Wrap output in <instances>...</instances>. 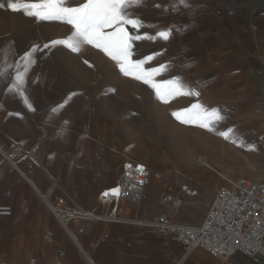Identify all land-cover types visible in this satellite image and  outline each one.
I'll list each match as a JSON object with an SVG mask.
<instances>
[{
	"label": "rangeland",
	"instance_id": "374dc122",
	"mask_svg": "<svg viewBox=\"0 0 264 264\" xmlns=\"http://www.w3.org/2000/svg\"><path fill=\"white\" fill-rule=\"evenodd\" d=\"M230 1L207 2L218 6ZM8 2L0 0L5 5L0 8V50H7L6 53L0 52V60L7 55L9 62L15 64L33 45L42 48L50 41L67 38L73 31L71 25L55 20L35 23L22 11L9 9ZM84 2L86 0H67L66 6L75 7ZM183 8H173L170 0H142L140 6L130 10L136 12L145 25L163 29L165 26L179 27L176 19ZM125 28L133 38L136 35L142 37L129 41L131 60L154 56L143 65L146 71L171 64L170 70L154 77L156 83L163 84L177 75L191 82L193 87L203 81L199 96L177 94L169 96L165 103L150 84L132 75H124L116 60L87 43L81 45L79 52L56 45L35 53L36 63L28 71L23 85L31 109L21 95L8 91L14 69L9 70V78L0 79V143L4 146V153L11 151L14 161L26 166L32 163L27 154L30 148L40 143L41 156L38 158L49 162L51 174L47 178L41 171L46 194L55 202L64 201L62 211L83 215L69 224L75 225L76 236L85 244L93 260L91 250L94 248L91 246L96 237L87 233L88 228L104 231L107 227L125 228L136 224L132 222V211L125 215L127 221L99 219L106 217L110 208L96 203L101 189L95 191L94 188L109 180L107 159L112 156L110 146L116 141L121 142L124 149L131 144L146 149L153 161L149 163L150 173L161 162L163 178L157 197L146 210L141 204L139 220L151 221L155 215L167 214L173 220L189 225L188 215L200 216L197 225L216 190L225 184L220 172L227 176L229 173L227 178L231 181L264 179V154L260 143L264 131V95L261 90L264 65L256 60L254 65L247 64L240 70L235 65L230 72L197 75L186 66L181 56L182 29L173 31L165 41L156 38V27L134 30L131 25H125ZM113 30L105 29L106 32ZM145 35L152 39L143 38ZM194 104H201L209 112L219 108L225 119L213 121L208 128L200 126L202 121L195 115L190 122H182L186 111ZM53 108L57 111L53 112ZM165 109L178 113L181 119L174 115L171 123L175 126H169V121L168 126L160 130L156 124L167 119L168 115L163 113ZM127 111L134 113L126 118ZM192 111L194 114L201 112L199 109ZM170 127L173 131L176 128L183 130L186 138L192 141L183 142L175 135L167 138L172 132ZM80 137L87 140L86 151L80 147ZM4 153L0 152V204L7 202L12 207V216L0 218V264H87L39 196L8 164ZM117 155L120 163L133 158L123 152ZM198 157H206L217 164L218 172L199 166L195 161ZM254 168L258 170L256 175ZM198 184L203 187L199 189ZM164 185L172 186L175 194L185 186L197 195L184 196L182 207L172 211L160 201ZM204 189L212 193L208 201L203 200ZM96 206L99 209L90 214ZM126 206L132 210L130 205ZM48 232L52 234L49 241L44 238ZM60 233L62 238L58 236ZM61 239L63 243L56 245ZM42 247L47 251L44 252Z\"/></svg>",
	"mask_w": 264,
	"mask_h": 264
},
{
	"label": "crops",
	"instance_id": "0c3cea01",
	"mask_svg": "<svg viewBox=\"0 0 264 264\" xmlns=\"http://www.w3.org/2000/svg\"><path fill=\"white\" fill-rule=\"evenodd\" d=\"M207 1H187L190 7L183 8L177 15V25L183 31L181 56L187 65L191 64L189 69L197 75L207 76L230 72L235 65L239 70L247 64L254 65L264 56V0H243L246 5L242 0H231L218 6ZM263 83L264 80L261 85ZM108 183L101 182L94 190L103 189ZM192 186L196 185L192 183ZM197 187L203 186L198 184ZM202 191L203 200H210L212 193L206 189ZM187 220L189 225H196L200 216L188 215ZM136 224L125 228L107 227L104 231L88 228L87 233L96 237L90 245L94 248L91 250L94 263L264 264L261 256L245 258L235 254L222 262L201 250L185 255L180 246L170 243L149 227Z\"/></svg>",
	"mask_w": 264,
	"mask_h": 264
},
{
	"label": "built area",
	"instance_id": "2783aa9c",
	"mask_svg": "<svg viewBox=\"0 0 264 264\" xmlns=\"http://www.w3.org/2000/svg\"><path fill=\"white\" fill-rule=\"evenodd\" d=\"M32 18L35 23L41 22ZM259 61L264 64V56L259 57ZM261 90L264 95V83ZM260 143L264 154V131ZM40 149V143H35L28 156H35ZM198 165L206 167L202 163ZM149 177L150 171L145 164L123 163L119 179L98 193V201L102 206H113L106 219L124 221V215L116 212L117 204L124 202L131 206L135 223L149 227L170 243L180 246L185 255L201 250L222 262L235 254L245 258H264V179L251 181L239 178L220 186L208 204L202 221L197 225H187L173 220L167 214L158 215L151 221L137 219L140 206L145 201ZM178 193H174L172 186L164 185L160 201L170 210L178 211L182 207L183 197L193 192L182 186ZM89 213L93 214L94 211L90 210ZM11 216L12 207L0 204V218ZM82 216L70 211L58 213V219L63 225ZM44 238L49 241L52 234L48 232Z\"/></svg>",
	"mask_w": 264,
	"mask_h": 264
},
{
	"label": "snow or ice",
	"instance_id": "6c2138e0",
	"mask_svg": "<svg viewBox=\"0 0 264 264\" xmlns=\"http://www.w3.org/2000/svg\"><path fill=\"white\" fill-rule=\"evenodd\" d=\"M170 3L173 8L179 6L190 7L187 0H170ZM66 4L67 0H36V2L34 0H9L7 4V7L12 11H22L26 16L35 17L37 21L55 20L67 23L73 28L72 33L65 39L50 41L44 44L42 48L33 45L31 50L25 52L15 64L9 62L7 55L0 60V79L9 78V70L14 69L8 91L21 95L29 109L32 106L24 94L23 85L28 71L36 63L35 53L37 51L43 52L44 49L56 45H63L73 52H79L81 45L84 43L101 49L119 63L120 71L124 75H132L135 79L150 84L156 90L157 97L165 103L168 102L167 98L169 96L177 94L199 96V87L204 86L203 81H198V86L193 87L191 82L185 81L177 75L164 81L163 84H159L155 82L154 77L161 72L170 70L171 64H165L146 71L143 65L154 59V56L136 61L130 59L132 52L129 41L132 39L140 40L142 37L141 35H136L134 38L130 36L125 25H131L134 30L145 26L156 27V38L165 41L169 40L173 31L180 30L177 26H165V28L160 29L158 26L145 25L139 19L138 14L130 10L134 6H140L142 0H86V2L75 7L66 6ZM4 6L0 3V8ZM156 7L161 6L156 5ZM106 28H114V30L106 32ZM143 38L152 39L147 35ZM0 52L6 53L7 50H0ZM186 66L190 67L191 64ZM59 107H63V105ZM192 109H199L201 112L194 114ZM192 109L186 111L182 122H190L195 115L196 118L202 121L200 126L208 128L213 121H223L225 119L219 108H214L209 112L201 104H194ZM52 111L56 112L57 109L53 108ZM173 115H176L177 119H181L178 113H173Z\"/></svg>",
	"mask_w": 264,
	"mask_h": 264
},
{
	"label": "bare ground",
	"instance_id": "6f19581e",
	"mask_svg": "<svg viewBox=\"0 0 264 264\" xmlns=\"http://www.w3.org/2000/svg\"><path fill=\"white\" fill-rule=\"evenodd\" d=\"M159 110V109H157ZM132 111H127L126 112V118H129L130 116V113ZM134 113V111L132 112ZM163 113L164 115H168L167 119H163L162 121H159L156 125L158 126V128L160 130H163L165 127H167L168 125V122L170 123L169 126H172L174 127L175 125H173L171 123L174 115L171 110L169 109H165L163 110ZM176 117V116H175ZM174 117V119H175ZM125 118V119H126ZM169 119V120H168ZM177 119V118H176ZM49 123V122H47ZM49 125V124H48ZM171 129V127H170ZM174 129H171L172 132H169L168 135H167V138H171V137H174V135L179 138L181 141L183 142H190L192 141L191 139L189 138H186V134L183 132V130L181 131L180 129L176 128L175 130L176 131H173ZM187 131V130H186ZM48 132V131H47ZM99 132L100 133H103L104 130H101L99 128ZM104 134V133H103ZM42 135V134H41ZM47 137V135H45ZM44 136V137H45ZM43 137V138H44ZM163 137V136H162ZM80 147L83 151H86V142L87 140H85L83 137H80ZM175 139V138H174ZM48 143V141H47ZM43 145V143H42ZM49 145V144H48ZM45 146V145H44ZM47 146V145H46ZM4 146H2V144L0 143V152H3L4 153ZM21 148V147H19ZM23 149V148H21ZM41 150V149H40ZM110 152L113 153L112 156H110L108 159H107V164L109 165V170L107 171V175H108V186H111L113 183L116 182V180L119 179L120 177V174H121V168H122V164L123 163H128V162H140V163H143L147 166V168L150 170V167H149V163L153 162L151 160V156H149V152L142 148L141 146H138V145H132L129 147V148H125L124 149V145L119 142V141H116L114 142L111 146H110ZM48 151V150H47ZM82 151V153H83ZM17 152L19 153V150H17ZM125 153L127 154L128 156H131L133 158H127L125 160H123L121 163L119 162V157L117 155V153ZM15 153V152H14ZM5 154V153H4ZM28 154V153H27ZM80 154V153H79ZM39 154H37L36 156H28L30 159V161L32 162L31 164H28V165H19L17 164L15 161H14V155L11 153L8 152V154H5L4 156L6 157V160L8 162V164L13 168L15 169L16 173L18 174V176L20 177V179L24 182H26L30 188L33 190V192L38 195L41 199V201L43 202V204L46 206L47 210L52 214V216H54V218L56 219V221L58 222V224L61 226V228L63 229L64 233L68 236V238L73 242V244L75 245V247L77 248L78 252L80 253V255L82 256V258L85 260V262L87 264H95L94 263V260L90 257V255L88 254V251H87V248L85 247V244L79 240V238L76 236L75 234V231H74V227L75 225L72 224L70 225L69 222L66 223V225H63L60 220L58 219V213L59 211H62L63 208H62V204H64V201L63 200H58V202L52 200L50 198V195L49 194H46V191H45V182L43 181L42 179V174H41V171L45 172L46 174V177L47 178H50L51 177V174L49 172V162H46L45 163V159H39L38 157ZM41 156V155H40ZM121 156V155H119ZM43 158V156H42ZM79 158V157H78ZM195 161L197 162V164L199 163H202L206 166V168L210 169V170H213V171H217L216 167H217V164H215L214 162L208 160L206 157H198L195 159ZM26 162V161H25ZM160 165H161V162L160 163H157V166H156V169L153 170L151 173H150V177H149V180H148V186H147V189L145 190V201L142 203L143 206H144V209H148V207L150 206V202L154 201V199L157 197V193H158V190H159V184L161 185V182H162V174L160 172ZM154 166V165H153ZM26 168V169H25ZM259 169V168H258ZM260 170V169H259ZM218 172V171H217ZM216 172V173H217ZM253 172H254V175H256L255 173L258 172V170L256 168L253 169ZM260 172V171H259ZM252 173V172H251ZM262 172H260L261 174ZM253 174V173H252ZM259 174V173H258ZM221 179H223L225 181V184L231 182V178L228 179L227 177L229 176V173H228V176L226 174H223V173H219ZM262 175V174H261ZM253 177V175L251 176ZM259 178V177H258ZM239 179V178H238ZM256 179V178H255ZM233 180V179H232ZM253 180V179H252ZM263 180V179H262ZM21 181V182H22ZM255 181H259L258 179H256ZM22 182V183H24ZM57 186H59L57 183H56ZM193 194V195H192ZM22 195V194H21ZM197 193L196 192H193V193H190V196H196ZM19 196V195H18ZM22 198V197H21ZM184 199V197H183ZM156 202V201H155ZM96 203L98 205H101L100 202L98 201V195L96 197ZM204 204V203H203ZM207 205V204H206ZM102 206V205H101ZM142 206V205H141ZM110 210L113 208V206H109ZM153 208V207H152ZM97 209H99L97 206L93 208V211H96ZM142 209V208H141ZM143 209V210H144ZM131 211L127 206H126V203L122 202L120 204H117L116 206V212L118 213H121L125 215ZM110 212V211H109ZM142 212V211H141ZM140 212V213H141ZM144 212V211H143ZM142 212V214H143ZM152 212V211H151ZM145 213V212H144ZM139 212H138V216H137V219L139 220ZM128 216V215H126ZM98 217V216H97ZM101 218H104L106 219L107 217H100L99 219ZM48 220V219H47ZM124 221H125V218H124ZM142 221V220H141ZM134 222V220L132 221ZM135 223V222H134ZM139 225V224H138ZM46 226V225H45ZM53 227V226H52ZM56 230L58 231V228L56 227ZM59 238H62V234L60 233L59 235ZM62 239L61 240H57L56 241V245L58 244H62ZM44 252L47 251V248L46 247H42L41 248ZM17 264V263H16Z\"/></svg>",
	"mask_w": 264,
	"mask_h": 264
}]
</instances>
